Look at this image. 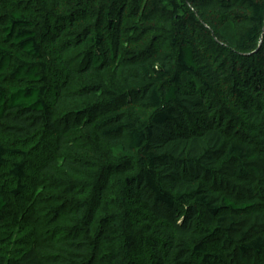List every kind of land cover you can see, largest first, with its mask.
Returning <instances> with one entry per match:
<instances>
[{
  "label": "trees",
  "instance_id": "trees-1",
  "mask_svg": "<svg viewBox=\"0 0 264 264\" xmlns=\"http://www.w3.org/2000/svg\"><path fill=\"white\" fill-rule=\"evenodd\" d=\"M27 2L0 0V264H264V0Z\"/></svg>",
  "mask_w": 264,
  "mask_h": 264
},
{
  "label": "rangeland",
  "instance_id": "rangeland-1",
  "mask_svg": "<svg viewBox=\"0 0 264 264\" xmlns=\"http://www.w3.org/2000/svg\"><path fill=\"white\" fill-rule=\"evenodd\" d=\"M16 2L24 5L25 3H28V0H15ZM26 5V4H25ZM80 50H75V52H73V55L76 56L77 53ZM71 154V152H69ZM75 156V155H74ZM61 164H62V159H60V162L58 164L57 167H54V171L55 174H41L40 172H37L36 169L31 171V176L33 177V179H36V183L38 186V197L40 196H55L58 195L59 192L54 191L51 184L54 183V180H58L64 177V173L62 171L61 168ZM56 175V176H55ZM8 179V172L6 167H0V189H5L8 185L7 182ZM57 225V224H56ZM12 241H14L15 239H18V232H13L11 235ZM15 243L16 242H12V244L10 245L11 249H13L15 247Z\"/></svg>",
  "mask_w": 264,
  "mask_h": 264
}]
</instances>
